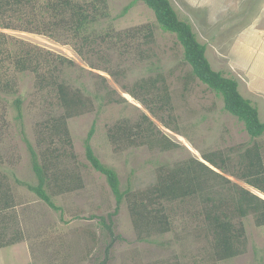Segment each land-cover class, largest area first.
I'll use <instances>...</instances> for the list:
<instances>
[{"label": "rangeland", "instance_id": "374dc122", "mask_svg": "<svg viewBox=\"0 0 264 264\" xmlns=\"http://www.w3.org/2000/svg\"><path fill=\"white\" fill-rule=\"evenodd\" d=\"M76 1L100 4V0ZM105 2L108 17L98 24V33L149 25L154 31L153 42L126 54L120 49L106 51L110 62L105 64L96 56L81 57L70 42L0 29L16 39L75 61L83 71H71L68 77L77 86L94 93L103 77L127 100L120 105L106 104L69 120L75 158L65 168L80 175L82 188L55 195L54 203L59 210H54L20 183L37 184L27 141L40 152L38 125L53 114H61L62 109L54 94L38 90L32 74H22L8 66L15 84L11 94L0 93V182L5 180L10 187L13 197V208L8 211L10 224L22 231L24 240L1 248L0 264H264V226H258L254 216L234 220L236 225L243 223L246 228L245 252L234 259L216 260L211 230L205 221V206L195 199L165 203L171 231L141 241L127 202L117 208L106 177L91 166L85 140L93 125V150L104 165L118 173L123 191L128 188L145 191L155 184L163 169L176 167L190 158L205 163L203 156L207 153L226 152L254 142L263 147L264 153V137L253 140L244 124L225 110L223 98L193 75L176 35L160 28L154 12L145 3H135L125 10L134 0ZM170 2L180 20L189 23L198 41L206 46L213 70L238 81L240 93L258 108L264 122V0ZM110 64L114 71L126 75L123 82L103 70V65ZM157 75L169 86L178 132L152 118L180 148L165 152L145 146L116 149L109 139L110 129L122 119L134 122L143 114L150 115L123 85ZM18 98L22 100V120L15 107ZM231 180L264 198L244 182Z\"/></svg>", "mask_w": 264, "mask_h": 264}, {"label": "trees", "instance_id": "16d2710c", "mask_svg": "<svg viewBox=\"0 0 264 264\" xmlns=\"http://www.w3.org/2000/svg\"><path fill=\"white\" fill-rule=\"evenodd\" d=\"M138 2L145 3L154 12L163 31L176 35L193 75L223 98L225 110L244 124L247 134L253 140L264 137V122L258 108L242 96L238 81L213 70L206 56V46L198 41L192 26L180 20L170 0H134L125 10ZM99 3L0 0V29L20 30L58 42H70L81 57L96 56L105 64L110 62L107 52L120 49L126 54L133 48L153 42L154 31L149 25L123 32L110 29L98 33V24L108 17L105 0ZM9 65L19 73L32 74L38 90L54 94L62 109L61 114H53L38 125L40 152L27 141L37 184L19 182L52 209L59 210L54 203L55 195L82 188L80 175L65 168L70 159L75 158L69 120L92 113L106 104L120 105L127 100L103 77L94 93L87 87L77 86L68 77L71 71H83L75 61L0 31V93L3 94H11L15 84L9 76ZM103 70L118 82L126 78V75L114 71L111 64L103 65ZM122 88L150 115L143 114L134 122L130 119L118 121L109 131V139L115 148L123 150L145 146L164 152L180 148L153 120L155 118L165 128L178 132V120L166 80L161 75L150 76L138 79L132 85L124 84ZM15 107L19 120H22L20 98L15 100ZM94 134L93 125L85 140L86 157L91 166L106 177L117 208L127 202L141 241L171 231V219L165 203L190 199L199 200L205 206V221L211 230L214 256L218 261L234 259L245 252L246 228L243 223L236 225L235 219L254 216L256 224L264 226V198L231 180L236 178L264 195V153L258 142L226 152L207 153L203 156L205 163L190 158L176 167L165 168L152 187L138 192L131 188L121 189L118 173L104 165L93 150ZM12 202L10 187L3 180L0 182V249L24 240L22 231L10 224L8 211L13 208ZM11 231L14 235H10Z\"/></svg>", "mask_w": 264, "mask_h": 264}, {"label": "water", "instance_id": "95a60500", "mask_svg": "<svg viewBox=\"0 0 264 264\" xmlns=\"http://www.w3.org/2000/svg\"><path fill=\"white\" fill-rule=\"evenodd\" d=\"M258 195V194H257Z\"/></svg>", "mask_w": 264, "mask_h": 264}]
</instances>
